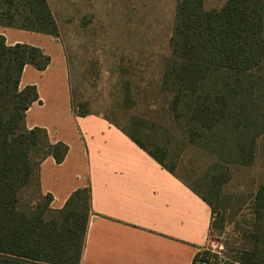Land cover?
<instances>
[{"label": "trees", "instance_id": "16d2710c", "mask_svg": "<svg viewBox=\"0 0 264 264\" xmlns=\"http://www.w3.org/2000/svg\"><path fill=\"white\" fill-rule=\"evenodd\" d=\"M205 3L179 0L161 89L172 94L169 111L183 137L216 158L213 170L221 175L214 179L223 183L230 165L253 164L264 136V0H227L220 10H207ZM0 25L60 36L48 0H0ZM50 63L39 48L8 46L0 35V264H81L85 248L91 191L77 190L62 210L51 209L53 197L42 194L39 169L49 157L63 163L69 147L25 124L39 95L34 86L19 89L24 68L44 71ZM80 107L78 116L93 113ZM34 182L44 203L31 209L20 196ZM191 189L215 213L214 203ZM253 201L251 225L238 237L237 264H264V180Z\"/></svg>", "mask_w": 264, "mask_h": 264}, {"label": "crops", "instance_id": "0c3cea01", "mask_svg": "<svg viewBox=\"0 0 264 264\" xmlns=\"http://www.w3.org/2000/svg\"><path fill=\"white\" fill-rule=\"evenodd\" d=\"M0 35L8 46H33L51 59L44 71L27 65L19 89L34 86L39 95L26 127L45 129L52 144L69 147L63 163L49 157L39 169L51 209L62 210L77 190L91 191L81 264H194L209 241L211 207L105 116L76 114L61 36L1 25Z\"/></svg>", "mask_w": 264, "mask_h": 264}, {"label": "rangeland", "instance_id": "374dc122", "mask_svg": "<svg viewBox=\"0 0 264 264\" xmlns=\"http://www.w3.org/2000/svg\"><path fill=\"white\" fill-rule=\"evenodd\" d=\"M227 0H206L220 10ZM71 65L76 109L85 104L136 136L175 174L216 206L214 227L195 264H235L238 237L250 227L254 196L264 180V136L252 165H230L227 181L213 170L216 158L183 137L169 111L172 94L161 89L171 55L179 0H48ZM226 176V175H225ZM224 177V175H223ZM24 207L39 199L37 183L20 196ZM223 246L212 252V243ZM237 264V263H236Z\"/></svg>", "mask_w": 264, "mask_h": 264}, {"label": "built area", "instance_id": "2783aa9c", "mask_svg": "<svg viewBox=\"0 0 264 264\" xmlns=\"http://www.w3.org/2000/svg\"><path fill=\"white\" fill-rule=\"evenodd\" d=\"M223 250V246L222 245H220L219 243H216V242H214V243H212V252H215V253H220V251H222Z\"/></svg>", "mask_w": 264, "mask_h": 264}]
</instances>
